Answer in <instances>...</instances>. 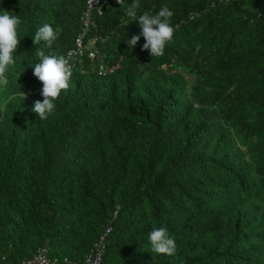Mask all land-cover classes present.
I'll list each match as a JSON object with an SVG mask.
<instances>
[{
  "label": "trees",
  "instance_id": "1",
  "mask_svg": "<svg viewBox=\"0 0 264 264\" xmlns=\"http://www.w3.org/2000/svg\"><path fill=\"white\" fill-rule=\"evenodd\" d=\"M139 2L137 19L174 12L165 54L143 36L128 47L133 0H108L88 35L99 54L76 62L41 120L36 52L76 45L87 0H0L22 20L0 78V264L44 246L84 264L108 227L100 264H264V0ZM45 23L60 32L52 48L34 43ZM154 227L176 256L151 251Z\"/></svg>",
  "mask_w": 264,
  "mask_h": 264
},
{
  "label": "clouds",
  "instance_id": "2",
  "mask_svg": "<svg viewBox=\"0 0 264 264\" xmlns=\"http://www.w3.org/2000/svg\"><path fill=\"white\" fill-rule=\"evenodd\" d=\"M229 1V0H226ZM108 0H87V5L82 18L83 27L80 29L82 33L76 38V45L71 47L66 55L46 54L44 50L38 49L36 55L39 62L34 65L33 74L43 83L42 96L43 100H37L34 104L33 111L41 120H46L55 111V101L60 98L62 91H67L70 87V81L76 62L86 53L90 52L91 57L99 54L100 49H94L96 37L89 38L88 35L95 24V14L100 17L104 12L105 5ZM120 4L123 0H119ZM140 7L139 0H133L131 8L124 10V14L131 18V21H137L141 27L139 35H133L128 41V47L134 48L140 41L141 36L145 38L143 44L144 50H150L151 57H162L165 54L166 45L169 44L174 37V26L171 18L174 12L170 10L168 5H163L160 10L154 14L145 11L136 18V9ZM97 12V13H95ZM89 21V27L86 29L85 21ZM22 20L19 16L12 15L7 9L0 12V78H3L10 69H15L16 59L14 53L20 45L18 37V29ZM60 35L59 30L54 29L49 23L41 26L33 36L34 43L40 45L41 41L45 42L48 48H52L55 41ZM83 37V53L79 52L80 45L77 42L79 37ZM113 68L100 63L97 71L104 74ZM23 73V72H22ZM21 73V74H22ZM20 74V75H21ZM31 92V90H29ZM23 98L26 93H22ZM117 216V212H115ZM114 214V215H115ZM148 239L151 245V251L159 255L176 256L179 247L174 238L168 234L165 227H154L149 233Z\"/></svg>",
  "mask_w": 264,
  "mask_h": 264
},
{
  "label": "built area",
  "instance_id": "3",
  "mask_svg": "<svg viewBox=\"0 0 264 264\" xmlns=\"http://www.w3.org/2000/svg\"><path fill=\"white\" fill-rule=\"evenodd\" d=\"M99 1V0H95ZM89 21H85L86 29L89 27ZM77 42L80 45L79 52L83 53V37H79ZM116 217V214L114 215ZM111 227L106 228V232L101 236V239L96 243L92 252L87 254L84 260V264H100L103 259L105 239L107 233L111 232ZM59 261L58 257H52L49 255V248L44 246L40 248L33 256L27 257L21 264H55ZM66 264H76L75 261L65 258Z\"/></svg>",
  "mask_w": 264,
  "mask_h": 264
},
{
  "label": "bare ground",
  "instance_id": "4",
  "mask_svg": "<svg viewBox=\"0 0 264 264\" xmlns=\"http://www.w3.org/2000/svg\"><path fill=\"white\" fill-rule=\"evenodd\" d=\"M26 88V87H25Z\"/></svg>",
  "mask_w": 264,
  "mask_h": 264
}]
</instances>
